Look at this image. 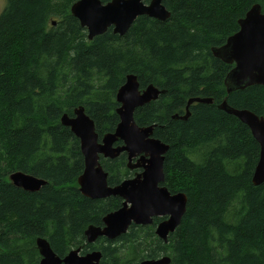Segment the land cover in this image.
<instances>
[{
  "label": "trees",
  "instance_id": "1",
  "mask_svg": "<svg viewBox=\"0 0 264 264\" xmlns=\"http://www.w3.org/2000/svg\"><path fill=\"white\" fill-rule=\"evenodd\" d=\"M76 1L6 0L0 12V264H38L37 238L60 258L70 249L100 251V264L163 256L170 264H264V183H251L259 145L245 125L218 109L226 98L229 106L264 117V87L227 95L223 78L232 66L210 51L238 31L254 4L264 12V0H163L168 20L142 16L123 37L108 30L92 41L70 14ZM128 74L140 89L166 91L133 120L155 124L153 137L169 146L162 185L186 195V213L167 243L155 236L161 221L155 218L114 241L88 244L86 228L102 226L122 200L80 195L79 142L60 117L82 106L99 139L113 132L114 94ZM191 98L213 103L192 104L186 121L170 118L184 115ZM125 157L99 158L109 186L133 177ZM16 171L48 184L38 192L13 187L8 176ZM238 199L241 208L232 213Z\"/></svg>",
  "mask_w": 264,
  "mask_h": 264
},
{
  "label": "water",
  "instance_id": "2",
  "mask_svg": "<svg viewBox=\"0 0 264 264\" xmlns=\"http://www.w3.org/2000/svg\"><path fill=\"white\" fill-rule=\"evenodd\" d=\"M81 28L86 30L88 41L103 35L111 29L114 35L123 37L137 18L146 16L160 22L170 18V12L162 0H111L102 4L100 0H77L69 9ZM55 25L54 22H52ZM238 31L229 36L220 47L210 49L214 58L231 65L223 84L227 95L251 86L264 87V12L259 4H254L238 20ZM165 90L153 85L139 88L136 75L125 76L123 85L115 96L118 107L115 113L118 124L113 132L103 134L99 139L94 121L86 114L84 107L73 109L72 117L63 114L60 124L66 126L79 142L83 159V170L77 178L82 197L102 200L117 197L121 206L106 214L102 226L90 225L84 231L86 243L94 244L99 238L114 241L125 235L131 226L151 225L154 218H164L154 230L155 236L167 243L168 236L179 227L186 213L187 197L184 193H169L162 184L165 180L164 160L169 146L153 137L155 124L140 127L136 124L134 113L138 108L158 100ZM211 104V98H191L187 101L185 114L173 115L172 119L186 121L190 117L192 104ZM226 98L218 109L235 117L249 129L253 140L259 145V158L252 174L251 183L259 186L264 183V117L248 110L235 109L226 104ZM117 143H121L116 145ZM116 145V146H114ZM126 154V168L140 170L133 177L124 179L116 186L107 183L108 173L103 171L100 159L115 160ZM13 187L26 192H38L47 181L16 171L8 176ZM36 249L40 260L38 264H100V251L82 254L81 248L70 249L63 258L58 257L44 238L36 239ZM171 259L163 256L153 260H142L138 264H170Z\"/></svg>",
  "mask_w": 264,
  "mask_h": 264
},
{
  "label": "rangeland",
  "instance_id": "3",
  "mask_svg": "<svg viewBox=\"0 0 264 264\" xmlns=\"http://www.w3.org/2000/svg\"><path fill=\"white\" fill-rule=\"evenodd\" d=\"M5 1L6 0H0V12L3 10V8L5 6ZM162 4H163V0H162ZM70 14H71V12H70ZM240 208H241V203H240V199H238V200H236V202L233 203V206L231 207L230 211L232 213H236V212H238L240 210Z\"/></svg>",
  "mask_w": 264,
  "mask_h": 264
},
{
  "label": "flooded vegetation",
  "instance_id": "4",
  "mask_svg": "<svg viewBox=\"0 0 264 264\" xmlns=\"http://www.w3.org/2000/svg\"><path fill=\"white\" fill-rule=\"evenodd\" d=\"M116 145H119V143L116 144ZM116 145H114V146H116ZM125 155H126V154H125ZM126 157H127V156H126ZM126 157H125V158H126ZM126 159H127V158H126ZM135 171H136V172H135ZM139 171H140V170H134V171H131V172H133V175H132V176H134V175H135L136 173H138ZM154 219H155V218H154ZM158 219L163 220L164 218H158ZM159 222H160V221H159ZM159 222H158V223H159ZM158 223H157V224H158ZM157 224H156V225H157ZM155 228H156V226H155Z\"/></svg>",
  "mask_w": 264,
  "mask_h": 264
},
{
  "label": "bare ground",
  "instance_id": "5",
  "mask_svg": "<svg viewBox=\"0 0 264 264\" xmlns=\"http://www.w3.org/2000/svg\"><path fill=\"white\" fill-rule=\"evenodd\" d=\"M87 35V34H86ZM258 86V85H257ZM67 128V127H66ZM9 180V179H8Z\"/></svg>",
  "mask_w": 264,
  "mask_h": 264
}]
</instances>
